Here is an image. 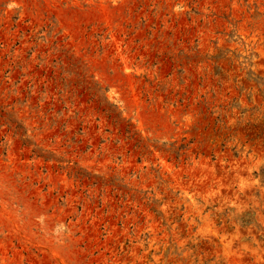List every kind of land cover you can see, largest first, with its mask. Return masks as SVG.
Listing matches in <instances>:
<instances>
[{"label":"rangeland","instance_id":"obj_1","mask_svg":"<svg viewBox=\"0 0 264 264\" xmlns=\"http://www.w3.org/2000/svg\"><path fill=\"white\" fill-rule=\"evenodd\" d=\"M0 264H264V0H0Z\"/></svg>","mask_w":264,"mask_h":264}]
</instances>
